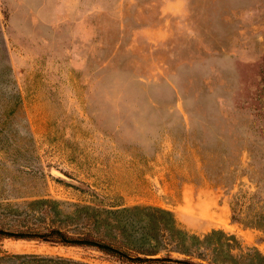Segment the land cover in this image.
<instances>
[{
	"label": "rangeland",
	"instance_id": "374dc122",
	"mask_svg": "<svg viewBox=\"0 0 264 264\" xmlns=\"http://www.w3.org/2000/svg\"><path fill=\"white\" fill-rule=\"evenodd\" d=\"M135 206L264 256V0H0V229L96 236ZM0 264L150 263L0 235Z\"/></svg>",
	"mask_w": 264,
	"mask_h": 264
},
{
	"label": "trees",
	"instance_id": "16d2710c",
	"mask_svg": "<svg viewBox=\"0 0 264 264\" xmlns=\"http://www.w3.org/2000/svg\"><path fill=\"white\" fill-rule=\"evenodd\" d=\"M118 214L134 217L138 215V221L133 223L130 221L116 220L115 223H106L104 231L98 235L89 233L79 236H70L59 228L50 227L45 231L38 230H3L0 229V235L13 236L16 238L41 239L49 242L61 243L65 245H85L94 246L100 250L106 251L112 255L123 259H128L133 262L150 264H200L194 263L190 259H176L170 256L153 257L161 249L168 252H178L180 254L192 256L200 248H207L212 253L217 254L222 259H214L220 264H234L233 256L230 254L229 240L233 237H219L221 231L213 230L209 234L203 236L202 239L195 235H189L182 229L177 227V224L171 213L164 209L154 207H131L116 211ZM263 216L252 214L246 221H242L247 226H256L264 229ZM132 228V229H131ZM112 229L118 231L114 233ZM137 232L138 236H134ZM219 234V235H218ZM217 235V239L212 240V237ZM119 238L122 245H116L114 242ZM163 239L167 240L170 247L161 248L158 246ZM213 241V242H212ZM141 243L143 245H137ZM149 243L148 247H143ZM218 251V252H216ZM131 252H135L134 255ZM250 264H264V256L254 253L253 262Z\"/></svg>",
	"mask_w": 264,
	"mask_h": 264
},
{
	"label": "water",
	"instance_id": "95a60500",
	"mask_svg": "<svg viewBox=\"0 0 264 264\" xmlns=\"http://www.w3.org/2000/svg\"><path fill=\"white\" fill-rule=\"evenodd\" d=\"M53 172L55 173V174H57V175H60V176H63L62 174H60L58 171H56V170H53Z\"/></svg>",
	"mask_w": 264,
	"mask_h": 264
}]
</instances>
